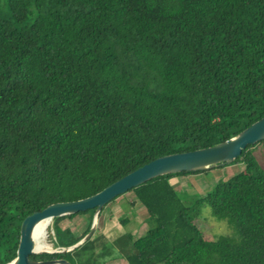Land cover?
I'll use <instances>...</instances> for the list:
<instances>
[{
	"label": "trees",
	"instance_id": "trees-1",
	"mask_svg": "<svg viewBox=\"0 0 264 264\" xmlns=\"http://www.w3.org/2000/svg\"><path fill=\"white\" fill-rule=\"evenodd\" d=\"M263 116L264 0H0V264L14 259L26 216L92 196L158 157L222 143ZM260 145L202 195L181 196L169 180L208 170L128 191L147 214L138 237L110 241L96 228L59 252L88 233L86 210L52 219L57 252L29 259L264 264ZM204 207L232 236L204 237ZM78 216L80 234L61 225Z\"/></svg>",
	"mask_w": 264,
	"mask_h": 264
},
{
	"label": "water",
	"instance_id": "water-1",
	"mask_svg": "<svg viewBox=\"0 0 264 264\" xmlns=\"http://www.w3.org/2000/svg\"><path fill=\"white\" fill-rule=\"evenodd\" d=\"M262 140H264V116L222 143L189 152L158 157L116 180L92 196L75 201L50 204L42 211L34 212L22 220L15 257L6 264H69L63 259L49 261L29 259L34 254L57 252V250L49 252L35 249L32 232L38 222L43 220L51 222L52 219L57 217L94 209L88 233L73 246L61 249L59 252L71 251L93 235L96 230L98 215L102 208L118 196L124 195L131 189L159 176L211 170L229 165L241 154L246 146L254 145Z\"/></svg>",
	"mask_w": 264,
	"mask_h": 264
},
{
	"label": "rangeland",
	"instance_id": "rangeland-1",
	"mask_svg": "<svg viewBox=\"0 0 264 264\" xmlns=\"http://www.w3.org/2000/svg\"><path fill=\"white\" fill-rule=\"evenodd\" d=\"M264 152V146L260 145L254 149V153L257 156L260 163H264L262 159V155ZM241 169L240 165H226L221 168H213L208 170L207 172H202L196 175H191L187 177H173L169 180L170 184L175 188V190L180 193L181 196H198L202 195L208 191H210L214 185L218 181H225L228 177L235 175ZM131 194H124L115 198L112 202H110L105 208L110 209L106 210V214L111 215V211L113 213V209L121 212L119 219L126 218L127 222L123 225L118 224V229H113L109 231V235H111L112 240H115L118 236L129 232L134 237H138L142 235L147 229V223H145V219L147 214L145 210L141 207L135 206L132 207ZM62 226H67L73 230L75 234H80L85 226V216L77 217L71 221L65 220L61 222ZM51 226V222L46 229V235L44 238V242L46 243L48 249L47 251H53L50 242L48 241V235L51 233L49 230ZM199 226L202 230L204 237L206 239H212L213 237L218 236H232L231 230L225 221L215 220L209 212L207 207H204L201 211V217L199 219ZM117 235V236H116ZM116 236V237H115ZM111 241V240H110ZM114 255H118L117 252ZM115 257V256H114ZM108 264H126L121 258H113L108 262Z\"/></svg>",
	"mask_w": 264,
	"mask_h": 264
},
{
	"label": "crops",
	"instance_id": "crops-1",
	"mask_svg": "<svg viewBox=\"0 0 264 264\" xmlns=\"http://www.w3.org/2000/svg\"><path fill=\"white\" fill-rule=\"evenodd\" d=\"M106 210H110V209H107L104 207L103 211L101 212L100 216L98 217L96 228H98L99 232L104 234L108 240H112V237L114 235L111 237V235H109V231L113 230V229H118V227H119L118 224H119L120 220H122L121 218L119 219V217L123 216V215H121V212L119 213V211L114 210V209H113V213L111 211V215L110 214L108 215L105 212ZM79 217H81V216H78V218Z\"/></svg>",
	"mask_w": 264,
	"mask_h": 264
},
{
	"label": "bare ground",
	"instance_id": "bare-ground-1",
	"mask_svg": "<svg viewBox=\"0 0 264 264\" xmlns=\"http://www.w3.org/2000/svg\"><path fill=\"white\" fill-rule=\"evenodd\" d=\"M50 221L43 220L38 222L32 232V239L35 243V249L38 251L47 250L48 247L46 243L44 242V238L46 235V229L49 226Z\"/></svg>",
	"mask_w": 264,
	"mask_h": 264
}]
</instances>
